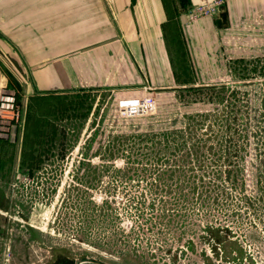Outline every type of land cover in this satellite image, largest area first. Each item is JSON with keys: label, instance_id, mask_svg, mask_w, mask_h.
<instances>
[{"label": "rangeland", "instance_id": "rangeland-1", "mask_svg": "<svg viewBox=\"0 0 264 264\" xmlns=\"http://www.w3.org/2000/svg\"><path fill=\"white\" fill-rule=\"evenodd\" d=\"M248 17L230 76H174L130 119L108 89L32 98L0 48L23 112L0 136V264H264V15Z\"/></svg>", "mask_w": 264, "mask_h": 264}, {"label": "crops", "instance_id": "crops-1", "mask_svg": "<svg viewBox=\"0 0 264 264\" xmlns=\"http://www.w3.org/2000/svg\"><path fill=\"white\" fill-rule=\"evenodd\" d=\"M201 1L0 0V48L29 66L31 95L88 88L121 98L174 76H230L222 73L227 47L242 44L264 0H227L215 15L191 20Z\"/></svg>", "mask_w": 264, "mask_h": 264}, {"label": "built area", "instance_id": "built-area-1", "mask_svg": "<svg viewBox=\"0 0 264 264\" xmlns=\"http://www.w3.org/2000/svg\"><path fill=\"white\" fill-rule=\"evenodd\" d=\"M227 0L201 1L193 5L188 15L191 20L201 16L215 15ZM119 118L130 119L149 115L156 111L157 100L153 93L121 97L117 101ZM23 112L16 100V95L6 89L0 90V136L15 138L21 126Z\"/></svg>", "mask_w": 264, "mask_h": 264}, {"label": "flooded vegetation", "instance_id": "flooded-vegetation-1", "mask_svg": "<svg viewBox=\"0 0 264 264\" xmlns=\"http://www.w3.org/2000/svg\"><path fill=\"white\" fill-rule=\"evenodd\" d=\"M59 257V255H57ZM56 257L57 260H55L53 262V264H105V263H100V262H97L94 258H89V257H86V258H83V257H74L73 259H70V258H64L61 260V257Z\"/></svg>", "mask_w": 264, "mask_h": 264}, {"label": "trees", "instance_id": "trees-1", "mask_svg": "<svg viewBox=\"0 0 264 264\" xmlns=\"http://www.w3.org/2000/svg\"><path fill=\"white\" fill-rule=\"evenodd\" d=\"M51 95H57V94L36 93V94H34V96H32V98H41V99H44V98H46L45 96H51ZM44 134H46V133H44Z\"/></svg>", "mask_w": 264, "mask_h": 264}]
</instances>
